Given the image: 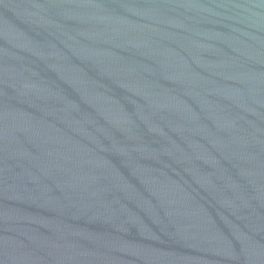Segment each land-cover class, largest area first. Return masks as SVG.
Wrapping results in <instances>:
<instances>
[{"label":"water","instance_id":"obj_1","mask_svg":"<svg viewBox=\"0 0 264 264\" xmlns=\"http://www.w3.org/2000/svg\"><path fill=\"white\" fill-rule=\"evenodd\" d=\"M0 264H264V0H0Z\"/></svg>","mask_w":264,"mask_h":264}]
</instances>
